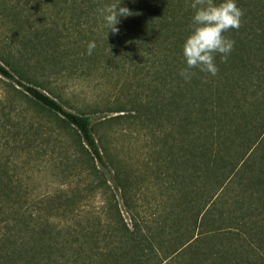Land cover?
<instances>
[{"label": "trees", "instance_id": "16d2710c", "mask_svg": "<svg viewBox=\"0 0 264 264\" xmlns=\"http://www.w3.org/2000/svg\"><path fill=\"white\" fill-rule=\"evenodd\" d=\"M35 1L31 3L34 5ZM43 2L46 10L41 12L42 21L38 25L31 20L34 37L39 40L26 46L28 50H33L35 55L44 54L53 60L54 66L63 62L62 67L71 68L75 62L84 66L85 62L105 60L106 69L130 70L140 87L134 90L129 106H114L113 110L123 111L115 118L126 117L125 111H128L131 122L142 121L144 107L152 116L151 120L158 123L167 119L168 134L164 137L170 136L175 141L170 157H185L193 178V195L197 190L194 175L205 174L201 173L200 165L207 166L219 156L225 104L246 91L240 82L264 77V0H236L245 12L242 26L225 33L235 41L234 50L226 62H221L220 55H216L219 68L216 76L193 68L189 70V80L180 72L187 66L183 44L195 14L191 8L193 0H121L120 6H127L134 15L120 18L116 34L109 31L98 9L119 0ZM215 2L218 4L221 0ZM91 41H95L98 50L100 46L108 50L104 59H100L96 49L88 55L87 46ZM254 41L255 58L251 49ZM18 52L24 54L22 48ZM15 53L9 52L12 58L17 57ZM257 56H260L258 62ZM17 58L22 61L20 56ZM22 67L23 70L14 69L0 60L1 75L22 85L42 106L61 114L77 130L82 141L77 148L65 147L60 139L52 142L51 133L41 130L43 124L27 119L24 109L18 108L16 102L1 106L0 264H67L58 252L70 243L69 237L76 234L75 231L82 233L78 235L83 237L79 243L82 246L91 233L87 227L77 225V209L63 210V203H55V198L33 193L27 165L32 159H47L53 160L66 175L78 168L79 173L99 177L102 169L97 168L96 161L104 166L110 158V148L104 136L95 135L89 114L70 110L55 94L25 82L30 79L24 74V68L35 76L39 74L29 61ZM63 72L62 68L44 70L41 81L56 82ZM237 78H242L238 85ZM229 109L234 111L237 107L229 106ZM253 144L252 149L242 155L241 162L231 161V168L218 184V190L196 211L197 200L192 196L189 201L192 223L183 231L186 238L182 243L172 248L165 243L166 237L176 236L179 229L166 230L163 225L153 227L137 221L132 227L126 222L117 223L91 239L89 249L80 248L75 262L97 264L102 257L106 264H264V125ZM182 147L186 151L184 155ZM79 158L83 164L74 161ZM20 159L25 161L21 163ZM120 183L123 195L130 192L124 181ZM233 187L240 188L241 192L230 194ZM51 201L53 205L49 204ZM226 203L232 204L228 210L224 208ZM236 205L241 208L236 209ZM133 218L136 219L134 214ZM71 220L76 226L69 223ZM65 229L67 231L63 232Z\"/></svg>", "mask_w": 264, "mask_h": 264}, {"label": "rangeland", "instance_id": "374dc122", "mask_svg": "<svg viewBox=\"0 0 264 264\" xmlns=\"http://www.w3.org/2000/svg\"><path fill=\"white\" fill-rule=\"evenodd\" d=\"M44 10L46 3L43 0H36L34 5L31 0H0V60L20 70H23L22 65L29 61L33 69H38L40 79L24 68V74L30 79L25 82L37 84L45 91L55 94L66 108L89 114L93 120L95 135L104 136L110 148V158L106 159L104 166L96 161L97 168L102 169L101 177H96L93 173H79L78 168L71 175H66L61 167L57 168L53 160L47 159H32L27 165L30 174L28 182L34 187L31 188L33 193L55 198V203H63V210L77 209V225L87 227L91 233L90 239H85L82 246H79L83 237L78 235L82 233L75 231L76 234L69 237L70 243L60 249L58 254L63 256L62 260L67 264H80L75 262V255L79 254L80 248L89 249L93 243L91 239L101 236L107 227L123 222L131 227L137 221L153 227L163 225L166 230L179 229L176 236H167L165 243L171 248L176 243H182L186 238L183 231L192 223L193 213L189 208L192 196L197 200L196 211L209 195L218 190V184L231 168V161L241 162L242 155L252 149L255 144L253 142L258 139L264 125V77L246 82H240L242 78H237V85L239 82L242 86L244 84L246 91L225 104V114L221 117L224 128L222 142L218 145L219 156L212 159L207 166L200 165V169H203L201 173L205 174L194 175L197 190L191 195L193 178L185 157H170L175 141L170 136L166 139L164 137L168 134V120L164 118L163 122L158 123L151 120L152 116L150 117L148 109L144 107L141 119L143 122H131L128 111H125L126 117L115 118L116 114L123 111L113 110L114 106H129L128 102L133 98L134 90L140 87V83L126 68L104 67L107 62L102 59L108 50H104L102 46L98 50L96 45L95 49L99 51L102 61L85 62L84 66L70 61L69 63H73L71 68L62 67L63 62L54 66L53 60L44 54L35 55L33 50H28L26 46L39 40L34 37L31 20L39 25L43 19L40 17L41 12ZM28 17L30 21H27ZM21 48L24 52L22 55L18 52ZM251 49L255 58L256 41L252 43ZM11 50L12 53L16 52V56H20L22 61L17 57L12 58L9 54ZM259 57L257 56V62ZM256 65L258 67L260 64ZM53 68H62L64 72L56 82L41 81L44 70L51 71ZM262 72L264 76V69ZM10 101L16 102L18 108L24 109L27 119L35 124H43L41 130L51 133L52 142L60 139L67 148L80 146L82 138L61 114L42 106L22 85L0 74V108L8 106ZM229 106L237 107V110L232 111ZM25 154L27 159L28 154ZM182 154H186L184 147ZM24 161L19 160L21 163ZM74 161L83 164L82 158ZM96 166L93 165V170H96ZM121 181L130 189L125 195ZM239 192L240 188L233 187L229 193ZM54 201L49 204L53 205ZM231 207L232 204L229 203L224 206L227 210ZM235 207L241 208L238 205ZM67 223L61 222L62 225ZM69 223L76 226L74 220ZM66 231L67 229L63 232ZM97 264H106V260L100 257Z\"/></svg>", "mask_w": 264, "mask_h": 264}, {"label": "clouds", "instance_id": "9594fccd", "mask_svg": "<svg viewBox=\"0 0 264 264\" xmlns=\"http://www.w3.org/2000/svg\"><path fill=\"white\" fill-rule=\"evenodd\" d=\"M120 3L121 0L98 9L105 25L114 34L119 33L117 25L121 17L134 15L127 6L122 7ZM191 8L195 14L190 25L191 31L183 44V57L187 66L181 70L180 75L189 80V70L199 68L202 72L216 76L219 72L216 55H220L221 62H226L235 47V41L225 36V33L240 29L245 12L236 0H221L218 4L215 0H193ZM95 47V41L88 43V55L92 54Z\"/></svg>", "mask_w": 264, "mask_h": 264}]
</instances>
